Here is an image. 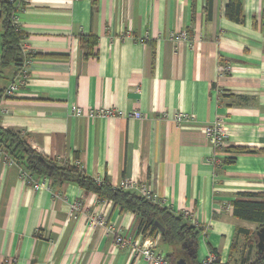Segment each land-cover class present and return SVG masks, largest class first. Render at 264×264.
<instances>
[{
    "label": "crops",
    "instance_id": "1",
    "mask_svg": "<svg viewBox=\"0 0 264 264\" xmlns=\"http://www.w3.org/2000/svg\"><path fill=\"white\" fill-rule=\"evenodd\" d=\"M24 1L17 25L29 82L1 101L0 128L96 181L146 183L164 208L191 211L199 264L211 254L218 264L251 261L258 225L235 218L232 202L264 194V0H242V23L226 17L230 0ZM1 19L0 11V29ZM179 32L188 39L171 38ZM86 36L97 41L89 57ZM73 107L121 114L77 117ZM177 113L194 120L179 125ZM217 120L227 139L215 151L205 129ZM48 184L35 191L0 152V264H146L85 214H103L119 235L143 242L135 215L76 185ZM154 240L157 252L172 253Z\"/></svg>",
    "mask_w": 264,
    "mask_h": 264
},
{
    "label": "trees",
    "instance_id": "2",
    "mask_svg": "<svg viewBox=\"0 0 264 264\" xmlns=\"http://www.w3.org/2000/svg\"><path fill=\"white\" fill-rule=\"evenodd\" d=\"M96 2V0H92ZM26 7L24 0H0L1 29H0V103L5 97L8 86L6 74L11 69H16L11 83L20 73L24 62L31 57L23 50V42L27 35L14 24V18L19 11ZM226 17L236 23L243 22L242 0H230L225 8ZM264 19V13L261 16ZM81 48L88 50L87 57L93 56V49L97 41L92 36L81 37ZM10 83V84H11ZM0 152L31 177H44L53 184H73L81 190L95 194L100 200H107L122 211L129 212L137 217L138 231L144 238L156 239L162 245L171 249L172 253L166 255L171 264H176L175 259H186L191 264L197 262L198 239L201 230L193 225L181 214H175L167 208L153 204L136 193L124 191L113 187L107 180L96 181L89 177L80 167L69 165L35 151L28 142L19 134L0 128ZM230 151H225V153ZM237 153L247 152L236 149ZM227 159L226 162H233ZM225 162V161H224ZM233 215L235 218L258 225L257 231L264 228V194H240L233 202ZM156 223L164 228L161 233ZM240 231V230H239ZM237 231V232H239ZM249 236V233H245ZM256 253L253 259L243 260L240 264H264V253H258L257 236L253 235Z\"/></svg>",
    "mask_w": 264,
    "mask_h": 264
},
{
    "label": "built area",
    "instance_id": "3",
    "mask_svg": "<svg viewBox=\"0 0 264 264\" xmlns=\"http://www.w3.org/2000/svg\"><path fill=\"white\" fill-rule=\"evenodd\" d=\"M14 24L17 25V16L14 18ZM171 38L174 40H187L188 34L186 32L174 33L171 35ZM25 48L23 47V50ZM25 52V51H24ZM30 61H25L24 65L18 74V76L14 79V81L7 87L5 90V97H12L21 89H24L29 82V76L27 73L28 65ZM229 67H221V73H228ZM72 113L74 116L80 117L83 115L89 117H104V116H115L117 114L116 111H93L89 110L85 112L83 109L73 107ZM134 117L141 118L139 113H134ZM175 122L177 124H182L184 122H192L194 118L189 115H184L182 113H177L175 116ZM205 135L207 136L208 141L215 151L222 149L226 144L227 139V129L223 126L222 120H217L212 125H209L205 129ZM20 178L26 185H31V187L35 191L49 189L50 186L48 184L47 178L44 177H31L27 172L20 168ZM115 188L133 192L143 197L147 201L156 204L160 207H163L164 200L160 199L158 194H156L151 187L146 183H137L130 179H125L114 186ZM83 211V204L81 201H77L72 206L73 216L75 214H81ZM87 224L90 228L96 229L100 228L106 231L108 234L113 235L114 243L121 248H132V251L136 253L146 264H171L168 259L162 254L156 251L155 240L151 238H142L143 242L135 241L132 237L129 236H121L116 232L113 226H110L107 222V218L105 215L100 214L98 212H86ZM184 218L189 220L193 225H195V220L193 213L191 211H185L182 213ZM76 219V215L74 216ZM218 260L215 255L211 254L202 264H218Z\"/></svg>",
    "mask_w": 264,
    "mask_h": 264
},
{
    "label": "water",
    "instance_id": "4",
    "mask_svg": "<svg viewBox=\"0 0 264 264\" xmlns=\"http://www.w3.org/2000/svg\"><path fill=\"white\" fill-rule=\"evenodd\" d=\"M156 226L158 227V229L160 230L161 233L164 232V228L156 223ZM256 236H257V250H258V253H264V228H261L259 229L257 232H256Z\"/></svg>",
    "mask_w": 264,
    "mask_h": 264
}]
</instances>
